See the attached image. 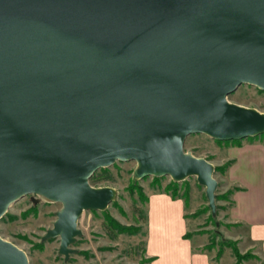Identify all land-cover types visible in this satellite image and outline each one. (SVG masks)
I'll return each instance as SVG.
<instances>
[{
  "label": "water",
  "instance_id": "water-1",
  "mask_svg": "<svg viewBox=\"0 0 264 264\" xmlns=\"http://www.w3.org/2000/svg\"><path fill=\"white\" fill-rule=\"evenodd\" d=\"M264 89V0H0V218L27 194L60 202L42 239L66 260L84 210L117 196L94 171L196 177L215 213L214 163L184 149L201 133L264 132V111L231 102ZM0 264H30L0 236Z\"/></svg>",
  "mask_w": 264,
  "mask_h": 264
},
{
  "label": "rangeland",
  "instance_id": "rangeland-1",
  "mask_svg": "<svg viewBox=\"0 0 264 264\" xmlns=\"http://www.w3.org/2000/svg\"><path fill=\"white\" fill-rule=\"evenodd\" d=\"M227 98L231 102H236L244 106H251L264 111V89L257 88L252 84H241ZM264 133V132H263ZM184 149L191 151L196 156H203L214 163L213 176L217 180L215 202L216 210L211 214L210 209H206L208 202L205 196L203 185L199 184L194 176H188L182 181H174L169 176L161 177L158 188L152 181L155 176H146L144 178H135L132 175L135 167V161H116L107 166L110 170L111 179H100L91 182L92 185H111L116 189L117 196L112 200L105 210H84L79 217L78 227L81 235L71 243L70 247L75 250L64 260L62 254H58L59 237H49L42 239L45 230L52 226L55 219V212L60 207V202L48 201L44 197L36 194H27L10 204L5 214L0 218V236L14 242L18 247L25 250L28 262L30 264H138L143 255L144 247H149L156 252L161 259L158 264H170L174 258L169 255V247L178 248L181 258L190 256V260H200L205 254L212 260L216 258V253L220 245V239H231L227 234L233 233L230 230V224L226 222L225 211L229 203V195L224 186V179L218 161L222 158V144L216 142L213 138L204 134H189L185 137ZM257 140L264 143V135L248 136L240 139ZM101 167V168H107ZM101 168L95 170L99 171ZM94 171V172H95ZM94 174V173H93ZM100 174V172H98ZM157 177V178H159ZM177 182L179 195L174 198L184 204V214H187V222H179L172 228V232L167 233L164 227V213L176 215L182 210V207L176 201L174 205L168 204L169 194L162 190V187L169 181ZM136 183L142 187V191L150 197L149 203H142L137 192L128 191V186ZM230 192H235L241 188L231 187ZM218 195V199H216ZM166 196V197H165ZM223 196V197H222ZM163 197L165 200L154 202V200ZM168 197V198H167ZM172 200V199H171ZM145 212V218L143 212ZM150 210V215L148 211ZM202 210L196 215L190 213ZM141 213V215H140ZM111 216L120 224L138 225L140 229L135 233L116 234L105 219V216ZM181 229L197 230L198 236L188 240L186 244L175 237L176 232ZM167 234L164 235L163 232ZM198 238V239H197ZM213 243L211 247H206ZM203 249H195L194 246L201 245ZM237 250L240 253L250 251L241 249L238 245ZM222 254L218 257L221 264L234 262V254L230 245L223 246ZM147 251V249H146ZM168 251V252H167ZM215 259V260H218ZM254 259V258H253ZM253 259H244L253 260ZM241 262V263H242ZM145 264V263H144Z\"/></svg>",
  "mask_w": 264,
  "mask_h": 264
},
{
  "label": "crops",
  "instance_id": "crops-1",
  "mask_svg": "<svg viewBox=\"0 0 264 264\" xmlns=\"http://www.w3.org/2000/svg\"><path fill=\"white\" fill-rule=\"evenodd\" d=\"M220 150L222 158L218 161V164L222 165L228 162L222 173L224 187L228 190L232 189V186L241 188L229 194L225 217L226 222L230 224L228 232L230 230L235 231L230 233V235L227 234V237L238 240V245L241 249H249L259 257V259L243 261L241 264H264V143L257 140L223 143ZM168 197L170 198L168 199V204L174 205L176 203L173 202L176 201L182 207V210L176 215L164 213V227L170 235L172 228L179 222L186 224L187 217L184 216L182 200L172 199L170 195ZM149 199L150 197L148 196L146 203H149ZM161 199L165 200V198L160 197L154 202L157 203ZM149 213L150 210L148 211ZM185 232H187L185 229H181L175 234V237H178L184 244L198 236V234H194L185 238L183 237ZM163 233L164 235L167 234L165 231ZM147 247H144L145 257L153 256V258L145 264L160 263V256L151 250L149 244H147ZM194 247L201 251L202 244ZM178 252H180L178 248L169 247V255L174 258L170 264H221L220 259L222 257L218 260H212L209 255L205 254L206 256H203L200 260L193 261L194 256L191 261L189 255L186 258L185 256L181 258L177 255ZM229 264H232V262Z\"/></svg>",
  "mask_w": 264,
  "mask_h": 264
},
{
  "label": "trees",
  "instance_id": "trees-1",
  "mask_svg": "<svg viewBox=\"0 0 264 264\" xmlns=\"http://www.w3.org/2000/svg\"><path fill=\"white\" fill-rule=\"evenodd\" d=\"M262 135H264V133H261ZM216 142L218 143H235V142H238L240 139H235V140H216L214 139ZM228 165V162H225L223 163L222 165H219V166H216V169L218 167V169H221L222 173L224 172L225 168L227 167ZM98 172H100V174H98ZM107 178H110L111 179V175H110V170H109V167L107 168H101L99 171H95L94 174L90 177L89 181L91 182H96L100 179H107ZM153 178V185H155L156 187H160L161 184H160V181H161V177L157 178V177H152ZM177 182H174L173 180L169 181L166 185H164L162 187V190L164 192H166L167 194L170 195V197L173 199V198H176L178 195H179V190L177 188ZM128 191L132 192L135 191L137 192L138 194V197L139 199L142 201V203H146L147 202V199H148V196L142 191V187L139 186L138 184L136 183H133L131 185L128 186ZM231 190H227L226 192L228 193V195L231 193L230 192ZM223 197V196H222ZM218 195H216V199H218ZM205 210L209 209V206L207 205L206 207H204ZM202 210H198V211H195V212H192L190 213V215H196L197 213L201 212ZM143 212V216H140L142 218H145V212L144 210H142ZM141 215V213H140ZM187 217V214L184 215ZM105 219L107 220V222L110 224V227L114 230V232H116V234H122L123 233H135L137 232L140 227L138 225L136 226H133V225H124V224H120L116 219H114L113 217H111L110 215L108 216H105ZM198 233L197 230H194V231H191V230H187V232H185L183 234V237L187 238V237H191L192 235ZM220 245H219V248L217 250V253H216V258L215 259H218V257L222 254V248L223 246H225V244L227 245H230L231 246V249H232V253L234 254V262L233 264H241L242 260L244 259H259V257L255 254V253H252L251 251H245L244 253H239L238 250H237V240H233V239H220ZM213 243H210L208 246L206 245V247H211ZM203 249V247H202ZM144 252H145V248H144ZM153 256H149V257H145V255H143V257L141 258V260L139 261L138 264H144L148 261H150V259H152Z\"/></svg>",
  "mask_w": 264,
  "mask_h": 264
}]
</instances>
